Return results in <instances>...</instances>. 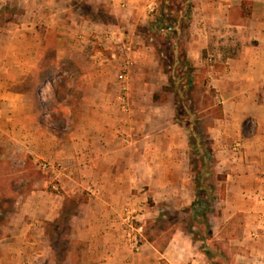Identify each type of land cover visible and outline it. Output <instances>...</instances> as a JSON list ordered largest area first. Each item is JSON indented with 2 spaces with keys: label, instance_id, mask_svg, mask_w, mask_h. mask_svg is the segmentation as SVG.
<instances>
[{
  "label": "rangeland",
  "instance_id": "obj_1",
  "mask_svg": "<svg viewBox=\"0 0 264 264\" xmlns=\"http://www.w3.org/2000/svg\"><path fill=\"white\" fill-rule=\"evenodd\" d=\"M18 1L0 0V27L15 21L24 9ZM40 1L28 0L26 5L28 7L31 3L37 10L35 5ZM171 1L173 4L179 0ZM161 2L143 0L140 14L134 15L137 19L127 16L118 22L108 15V6L100 2L80 4L82 12L96 15L94 21L101 27L97 33L100 40L92 37L94 34L79 32L75 35L77 45L72 56L79 64L84 63V60H98L100 64L96 68L104 72L111 71L120 81L114 92H110L112 97L103 98L89 97L84 91L85 83L81 82V76L78 77L80 82L77 88H66L62 84L65 76L59 78L58 94L51 103L65 111L53 116L51 121L56 122L55 131L63 140L71 137L77 141L82 154L80 165L84 166L76 186L68 194H63L59 182L53 178L55 171L61 169L63 161L49 162L52 168L42 170L38 164L48 161L37 159L31 162L23 154L21 146H18L19 141L9 140L5 128L0 130V154L4 155L0 157V209L4 210L0 215V224L15 217V212L22 207L30 190H46L56 195L48 194L54 199L63 195L59 218L52 223L41 222L49 254L44 259L36 258L33 264H69L67 254L81 249L80 244H71L69 221L76 213L83 212L85 203L92 204L99 199L113 206L116 218L114 232L122 247L134 255L143 251L148 259L151 258L147 262L142 260L135 264H243L236 260L235 254L239 248L231 239L240 235L244 238L249 204L247 196L231 190L230 180L225 178L228 171L225 154L232 144L218 141L220 122L203 109L202 102L192 105L194 116L198 118L196 128L204 136L201 147H208L205 155L207 161L201 165L198 154L190 153L183 131L172 121V94L168 93L162 102L151 101L152 92L159 91L165 83V74L159 63L162 54L157 52L162 45L174 43L177 48L184 47L188 61H193L194 56H197V63L202 69L195 72L198 89L202 81L206 87H210L212 76H216L217 71H224L226 65L220 62L212 46L208 50L197 49L198 31L190 26V18L182 21L186 27L180 24L175 34L168 33L165 36L166 40L160 34L162 30L152 33L148 24L159 13L163 6ZM77 4L75 1V7L71 5L64 11L75 10ZM106 21L120 28V38L117 39L115 34L114 39L104 41L106 27L103 23ZM166 24L167 20H163L161 27L164 28ZM133 34L138 36V41L143 45L138 54L139 62L134 60L139 44L135 43L137 39L133 40ZM126 45L130 46L129 51L123 49ZM41 55L44 60L55 55L53 34L50 31L42 42ZM102 60L108 64L103 66L105 62ZM126 61H130V64L124 66ZM177 66V63L173 65L174 68ZM84 68L86 66H77L79 73ZM212 69L216 72H211ZM183 70L184 67H181ZM44 76L41 74V79ZM35 78L30 84L19 75V80L13 85L14 90L35 92ZM100 88L94 85L89 88L91 91L88 94L97 95ZM64 94L72 96L65 99ZM210 96L217 100L215 91ZM34 102L36 105L42 104L35 98ZM70 104L72 108L69 113L64 106ZM122 104L124 109L121 108ZM104 105H108L105 111ZM212 128H216V131ZM16 134L13 133L14 137ZM6 140L8 143H18L10 145L12 152L17 155L14 160L4 154L8 151ZM212 162L213 172L210 168ZM105 171L109 172L108 178L103 176ZM94 173L96 176L92 177ZM219 175L224 177L220 178ZM92 181L104 187L109 183V189L104 194L96 192ZM197 197L200 199L198 203L195 202ZM250 199L254 201V195ZM124 207L133 210L134 225L139 229L140 246L137 251L128 247L119 226ZM190 258L196 261L190 262Z\"/></svg>",
  "mask_w": 264,
  "mask_h": 264
},
{
  "label": "crops",
  "instance_id": "obj_2",
  "mask_svg": "<svg viewBox=\"0 0 264 264\" xmlns=\"http://www.w3.org/2000/svg\"><path fill=\"white\" fill-rule=\"evenodd\" d=\"M27 1L19 0L24 9L17 19L0 27V130L5 128L8 139H17L20 143L6 140L8 151L4 154L10 160L15 159L17 155L12 152V143L21 146L31 162L37 159L48 163L63 161L53 178L59 182L63 194H68L76 186L84 166L80 165L82 154L77 141L71 137L63 140L55 131L56 122L51 121L53 116L65 111L51 103L58 94L59 78L65 76L62 84L66 88H77L81 76L85 93L89 97L103 98L111 96L110 92H114L120 79L111 71L96 68L100 64L98 60H84L79 64L72 56L77 45L75 35L80 32L98 37L101 27L76 11L77 8L64 10L74 6L75 1L100 2L108 6V15L117 19L114 22L127 16L134 20L137 19L134 15L140 14L143 0H41V4L35 5L37 10L31 3L27 7ZM241 1L192 0L189 24L198 31L197 49L208 50L212 46L220 62L226 65L222 72L212 69L211 72L215 71L217 75L212 76L210 87L222 108V117L215 119L221 124L217 129L220 130L218 141L232 144L225 154L228 170L225 178L230 180L231 190L247 196L249 204L244 238L240 235L231 239L239 248L236 260L243 264H264V0H250L248 16L240 14ZM103 24L106 27L105 42L114 39L115 34L117 39L121 37L119 27L107 21ZM48 31L53 34L55 55L44 60L41 49ZM133 37L139 44L134 60L139 62L138 54L143 45L137 35L133 34ZM63 54L67 56L61 57ZM198 59L200 62L199 53ZM189 62L195 72L202 70L196 55ZM107 64L105 62L103 66ZM80 65L87 69H81L79 73L77 66ZM41 74L45 75L43 79ZM19 75L30 84L37 77L34 79L35 92L14 90ZM94 85L101 87L100 92L88 94ZM71 96L63 95L65 99ZM34 98L42 104L36 105ZM107 107L104 105L103 111ZM64 108L70 113L72 106ZM13 133H17L16 137ZM103 176L108 178L109 172L105 171ZM91 183L96 192L104 194L109 189V183L105 187ZM29 193L15 217L0 224V264H33L36 258L44 259L49 254L41 222L52 223L59 218L63 195L54 199L49 195H56L42 189ZM252 195L254 201L250 199ZM112 209L109 202L99 199L92 204L85 203L83 212L72 216L69 221L71 244H80L81 249L67 254L69 264H135L151 259L143 251L134 255L122 247L114 232L116 218ZM195 261L190 258V262Z\"/></svg>",
  "mask_w": 264,
  "mask_h": 264
},
{
  "label": "trees",
  "instance_id": "obj_3",
  "mask_svg": "<svg viewBox=\"0 0 264 264\" xmlns=\"http://www.w3.org/2000/svg\"><path fill=\"white\" fill-rule=\"evenodd\" d=\"M161 1L163 2V6H161L159 13H156V16L149 22L148 27L152 33L162 30L160 34L166 40L165 36H168V33L175 34L177 28H180L182 21L189 18L192 0H179L173 4L171 0ZM80 4L86 3L78 2L76 8L79 10L78 12L80 14L91 20L97 19L96 15H88V13L82 12ZM250 5V0H242L239 5L240 14L248 16ZM163 20H167V24L164 28L161 27ZM181 26L186 27V25L183 26V24ZM157 52L162 54V57H159V63L165 74V83L161 86L159 91L152 92L151 101L162 102L166 100L168 93L172 94V121L183 131L190 153H197L201 165H205V161H207L205 155L208 152V147H201L204 142V136L201 131L196 128L198 126V118L194 116L192 105L198 101L202 102L204 105L203 109L209 112L213 119H216L222 117L221 104L218 100L212 99L210 94H212L214 90L210 87H206L204 81L201 82L200 89H198L196 73L194 71L195 68L186 59L184 47L177 48L176 44L169 43L167 46L162 45V47H159ZM175 63H177L178 66L174 68L173 65ZM181 67H184L183 71H181ZM198 90L202 91L199 92ZM213 165L214 162L210 163L211 172H213ZM219 177L223 178L224 176L219 175ZM199 200L200 199L197 197L195 202L198 203ZM2 211H4L3 208L0 209V215Z\"/></svg>",
  "mask_w": 264,
  "mask_h": 264
},
{
  "label": "built area",
  "instance_id": "obj_4",
  "mask_svg": "<svg viewBox=\"0 0 264 264\" xmlns=\"http://www.w3.org/2000/svg\"><path fill=\"white\" fill-rule=\"evenodd\" d=\"M125 51L130 50V46L126 45L123 47ZM210 58H207L209 60ZM127 64H130V61H126L124 66H127ZM121 108L124 109V105H121ZM38 166L44 170L52 168V165H50L47 162H40ZM53 171V170H52ZM135 216L133 215V210L129 207H124L120 216L119 220V226L122 231V236L125 239L126 244L128 247L134 251H137L139 248V233L138 228L134 225Z\"/></svg>",
  "mask_w": 264,
  "mask_h": 264
}]
</instances>
